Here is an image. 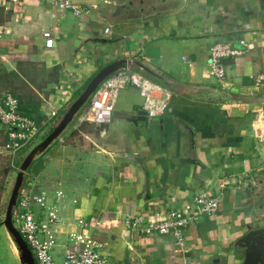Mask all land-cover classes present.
I'll list each match as a JSON object with an SVG mask.
<instances>
[{
  "label": "crops",
  "instance_id": "obj_1",
  "mask_svg": "<svg viewBox=\"0 0 264 264\" xmlns=\"http://www.w3.org/2000/svg\"><path fill=\"white\" fill-rule=\"evenodd\" d=\"M72 1L85 12L76 16L52 0H20L5 9L0 0V102L15 92L43 137L89 79L121 57L145 67L129 64L171 97L150 118L138 89L126 83L108 123H77L88 97L32 158L22 178L33 179L32 187L21 182L19 189L45 192L48 209L28 205L38 221L56 209L51 257L61 264L67 234L82 218L100 221L89 233L106 264H242L244 250L234 242L264 229V100L252 83L264 71V0ZM45 30L53 38L49 48ZM215 42L238 51L223 59L222 81L207 66ZM198 193L216 196L217 210L186 227L179 249L170 234L123 229L124 214L152 218ZM0 264H21L1 224Z\"/></svg>",
  "mask_w": 264,
  "mask_h": 264
},
{
  "label": "built area",
  "instance_id": "obj_2",
  "mask_svg": "<svg viewBox=\"0 0 264 264\" xmlns=\"http://www.w3.org/2000/svg\"><path fill=\"white\" fill-rule=\"evenodd\" d=\"M20 0H6L5 9H12ZM52 5L61 10H70L79 16L85 12L84 8L72 0H52ZM104 33L109 32L106 26ZM41 36L46 48L52 45V35L48 30L42 31ZM238 51L231 48L226 42H215L208 49L207 66L209 73L217 80L224 78L223 59L233 56ZM181 59L187 65L191 63L186 56ZM63 83V82H61ZM135 86L142 97L141 109L147 117L160 116L169 104L171 93L163 85L152 81L139 72L127 68H119L105 76L94 88L88 102L77 115V123L90 121L97 125L110 121L115 94L124 84ZM263 93L264 97V71L257 72L252 81ZM222 84V83H221ZM51 111L49 116H53ZM0 126L3 129L4 141L1 148L8 154L27 148L28 144L39 132L40 124L33 118L18 111V101L11 93H4L0 102ZM29 148V147H28ZM26 186L32 187L33 179L22 181ZM21 189V187H20ZM18 190L16 203L11 214L12 224L27 245L34 264H58L50 254L55 243L56 229L51 224L58 221L56 209L51 207L43 220L38 221L28 205L33 203L40 208L48 209L44 191L29 192ZM59 195V192H57ZM218 198L204 193L192 195L187 202L179 206H166L160 213L152 218L144 217L138 213L124 214L121 219L123 229L136 235L170 234L175 246L179 249L184 239V230L190 224L196 223L206 216L216 212ZM100 221L94 220L91 225L82 218H77V231L68 232L67 248L65 249L61 264H106L104 256L98 250V244L91 238L90 229L98 226Z\"/></svg>",
  "mask_w": 264,
  "mask_h": 264
},
{
  "label": "water",
  "instance_id": "obj_3",
  "mask_svg": "<svg viewBox=\"0 0 264 264\" xmlns=\"http://www.w3.org/2000/svg\"><path fill=\"white\" fill-rule=\"evenodd\" d=\"M130 62H133V64L135 63L142 69L146 70L145 67L139 65V63L131 61V59L128 57H121L112 60L101 67L89 79L82 91L73 99L72 102L68 104L66 110L61 115H58L56 117L51 130L46 135H44L35 145H33L20 161L15 172L14 181L5 206L4 217L1 221V225H3L12 242L16 246L21 264H34L27 245L21 238L18 231L14 228L11 221V214L16 203V197L22 182L23 173L26 171L32 158L37 153L41 152L52 140H54L72 120L77 111L85 104L87 98L97 86V84L112 71L119 68L129 67ZM260 100H264V97H261ZM261 233H264L263 228H259L257 230H249L241 238L237 239L234 242V249L243 248L244 250V259L242 264H264V243H261L259 241V238H261Z\"/></svg>",
  "mask_w": 264,
  "mask_h": 264
},
{
  "label": "rangeland",
  "instance_id": "obj_4",
  "mask_svg": "<svg viewBox=\"0 0 264 264\" xmlns=\"http://www.w3.org/2000/svg\"><path fill=\"white\" fill-rule=\"evenodd\" d=\"M6 93H10V91ZM13 95H15L18 98V95L15 92H13ZM2 130L3 129L0 126V146L4 140L3 134H1ZM35 138H37V140L32 144V141ZM35 138L28 144L27 148H24L23 150L16 152L13 155L8 154L5 150H3L0 147V224L4 217L5 206L8 200V196H9V193H10L13 181H14L15 172L18 168V165L21 159L23 158V156L26 154V152L33 145H35L42 138V136L40 135L38 138V135H37ZM19 157H20V160H17ZM13 225L15 224L13 223Z\"/></svg>",
  "mask_w": 264,
  "mask_h": 264
},
{
  "label": "trees",
  "instance_id": "obj_5",
  "mask_svg": "<svg viewBox=\"0 0 264 264\" xmlns=\"http://www.w3.org/2000/svg\"><path fill=\"white\" fill-rule=\"evenodd\" d=\"M18 111L21 113V114H24L20 111L19 107H18ZM25 115V114H24ZM27 116V115H26ZM29 117V116H28ZM17 160H20V157L17 159Z\"/></svg>",
  "mask_w": 264,
  "mask_h": 264
}]
</instances>
